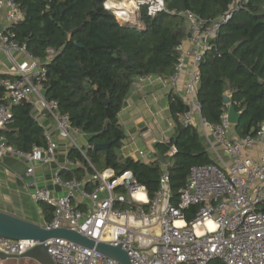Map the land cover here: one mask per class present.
I'll use <instances>...</instances> for the list:
<instances>
[{
	"label": "built area",
	"instance_id": "built-area-1",
	"mask_svg": "<svg viewBox=\"0 0 264 264\" xmlns=\"http://www.w3.org/2000/svg\"><path fill=\"white\" fill-rule=\"evenodd\" d=\"M107 0L105 7L108 6ZM117 1V0H116ZM249 0H234L231 7L212 22L199 18L192 12H184L189 34L178 47L180 53L175 72L165 84L176 87L182 76L187 77L183 100L188 111L182 115L185 126L196 127L216 163L195 166L191 169L187 184L179 202H171L170 174L164 165L160 187L150 200L145 186L139 184L132 170L117 176L114 169L99 171L88 160L87 146H82L77 136L83 132L71 125L67 115L61 114L59 104L47 99L45 60L34 57L20 45L8 29L22 18L13 0H0V11H6L7 24L0 28V49L14 63L10 75L0 74V129L13 122L12 107L24 101L32 105V114L39 111L50 116L61 137L68 139L92 168L90 177L63 178L61 172H71L80 162L68 160L54 175V181L66 190L54 197L46 189L36 185L34 198L54 208V218L42 226L47 229L66 227L75 230L95 242H105L121 247L131 264H264V123L257 135H233V125L225 113L217 125L210 123L201 112L198 91L201 84L200 65L204 54L212 49L220 28L227 23ZM134 13L140 6L148 5V13L157 15L165 10L164 0H137ZM117 19L124 20L116 13ZM121 22V21H120ZM19 51L25 60L18 63L13 53ZM164 80V79H163ZM34 116V114H33ZM35 117V116H34ZM45 147L34 146L25 153L10 146L0 136V158L14 156L24 159L27 174L34 175L39 163H51L55 159L58 144L45 130ZM169 142V138H165ZM258 151L255 155L254 150ZM177 151L172 146L170 155ZM141 159L149 157L138 151ZM146 160V159H145ZM145 163L160 160L155 154ZM194 205L199 209L191 221L186 211ZM44 244L55 264H121L95 248H89L64 238L38 240H11L0 236V251L22 256L37 245Z\"/></svg>",
	"mask_w": 264,
	"mask_h": 264
},
{
	"label": "trees",
	"instance_id": "trees-1",
	"mask_svg": "<svg viewBox=\"0 0 264 264\" xmlns=\"http://www.w3.org/2000/svg\"><path fill=\"white\" fill-rule=\"evenodd\" d=\"M13 1L23 18L8 32L40 60L54 51L45 64V95L58 102L59 111L69 117L73 127L88 135V160L99 171L114 169L117 176L132 170L153 200L164 165L161 159L152 163L133 157L119 160L127 138L121 111L136 80L150 76L169 80L174 74L180 55L177 47L189 35L182 13L189 11L212 22L234 0H164L165 10L155 16L149 15L148 5L143 4L139 25L121 23L106 9L107 0ZM210 44L212 49L204 54L200 65L197 97L202 115L210 123L219 124L228 111L224 103L227 95L241 114L239 123L233 125L234 133L257 135L264 123V0H249L239 8ZM167 101L173 129L169 142H157L154 149L167 161L171 202L177 205L191 169L216 161L199 130L182 123L187 110L182 96L171 90ZM12 114L13 122L0 129V136L10 146L25 153L34 146H46L45 129L33 116L29 102L13 106ZM108 143L106 150L93 149L95 144ZM172 146L177 151L170 155ZM68 157L81 166L61 172V177L88 179L92 168L86 158L75 148ZM41 205L46 222L52 221L54 208L45 202ZM198 209L194 205L186 211L188 221ZM260 209L264 210V202Z\"/></svg>",
	"mask_w": 264,
	"mask_h": 264
},
{
	"label": "crops",
	"instance_id": "crops-1",
	"mask_svg": "<svg viewBox=\"0 0 264 264\" xmlns=\"http://www.w3.org/2000/svg\"><path fill=\"white\" fill-rule=\"evenodd\" d=\"M6 11H0V28L7 24ZM14 59L21 63L25 56L16 51ZM14 69V63L9 56L0 49V74L10 75ZM165 79L158 76H150L135 81L132 92L125 102L120 114L121 122L125 131L129 134L140 133L145 141L149 158L155 157L154 145L169 138L172 132V123L168 109L167 94L171 90L183 96L184 85L187 77L182 76L176 87L165 84ZM35 118L52 134L54 141L58 144L55 159L51 163H39L35 166L34 175L27 174V162L22 158L5 156L0 158V210L43 225L46 215L41 202L35 200L34 191L36 185L46 188L54 197L64 195L66 190L54 181V175L60 166L69 160V151L72 145L68 139L60 136L54 120L39 111L33 113ZM164 127V128H163ZM159 131H161L160 136ZM232 134L236 135L232 130ZM82 146L89 144V137L82 133L77 136ZM137 149L128 154H123V160L127 157L141 159ZM258 155L257 149L253 152ZM144 162L148 160L141 159ZM81 166V164H80ZM79 167V166H78ZM0 264H40L31 258H11L0 260Z\"/></svg>",
	"mask_w": 264,
	"mask_h": 264
},
{
	"label": "water",
	"instance_id": "water-1",
	"mask_svg": "<svg viewBox=\"0 0 264 264\" xmlns=\"http://www.w3.org/2000/svg\"><path fill=\"white\" fill-rule=\"evenodd\" d=\"M190 36V34L188 35ZM224 103L228 106L227 117L228 121L232 125H237L241 114L236 111L232 105V100L229 96H224ZM188 111V108H187ZM109 147L108 144H95L93 149L106 150ZM163 165H167V161L163 155H159ZM0 236L19 241L26 239L38 240L45 242L52 238H64L71 242L80 244L85 247L95 248L98 252L117 260L121 264H131L128 254L121 249V247L112 246L105 242H95L86 236L81 235L75 230H71L66 227L58 229H45L41 224L29 221L19 216L4 212L0 210ZM11 258H31L39 262L40 264H55L52 257L47 251V247L44 244L37 245L22 256H12L0 251V260H6Z\"/></svg>",
	"mask_w": 264,
	"mask_h": 264
},
{
	"label": "rangeland",
	"instance_id": "rangeland-1",
	"mask_svg": "<svg viewBox=\"0 0 264 264\" xmlns=\"http://www.w3.org/2000/svg\"><path fill=\"white\" fill-rule=\"evenodd\" d=\"M120 1V0H117ZM131 5H139L137 0H133L132 2H129ZM135 10H137L135 8ZM110 11H112L115 15L117 13L116 9H111ZM135 13H131V15H134ZM136 15V14H135ZM117 16V15H116ZM137 16V15H136ZM138 17V16H137ZM121 23H129V24H137L138 19L136 20H128L127 22H124V20L120 19ZM164 128V127H163ZM161 131H159V136H160ZM126 141H125V146L124 148L120 151L119 153V159H122V155L123 154H128L131 151H135L137 149H144V151H148V149H146V144L145 141L140 137V133L136 132L134 134H129L128 131H126ZM149 157H145L144 159H148Z\"/></svg>",
	"mask_w": 264,
	"mask_h": 264
},
{
	"label": "bare ground",
	"instance_id": "bare-ground-1",
	"mask_svg": "<svg viewBox=\"0 0 264 264\" xmlns=\"http://www.w3.org/2000/svg\"><path fill=\"white\" fill-rule=\"evenodd\" d=\"M108 6L115 8L118 15L120 17H123L125 20H136L137 17L136 15H131V13L133 14L136 8V4L135 5H131L129 3V0H120V1H116V0H110L108 2Z\"/></svg>",
	"mask_w": 264,
	"mask_h": 264
}]
</instances>
